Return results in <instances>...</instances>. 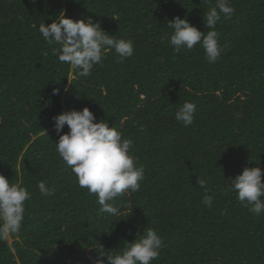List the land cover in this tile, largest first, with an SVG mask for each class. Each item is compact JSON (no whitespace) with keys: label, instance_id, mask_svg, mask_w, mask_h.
Listing matches in <instances>:
<instances>
[{"label":"trees","instance_id":"obj_1","mask_svg":"<svg viewBox=\"0 0 264 264\" xmlns=\"http://www.w3.org/2000/svg\"><path fill=\"white\" fill-rule=\"evenodd\" d=\"M215 3L0 0V174L31 193L20 230L0 237V264H90L101 247L118 251L149 227L165 244L152 264H264V213L249 212L227 182L245 167L264 172V0H230L215 63L199 44L175 53L167 42L166 20L206 33ZM62 13L132 40L133 56L118 62L110 51L78 76L38 31ZM186 101L196 105L189 127L175 120ZM83 107L131 139L145 169L140 191L113 202L118 216L98 211L55 150L68 128L58 134L52 117ZM197 178L208 181L211 207ZM41 181L52 196L40 194Z\"/></svg>","mask_w":264,"mask_h":264},{"label":"clouds","instance_id":"obj_2","mask_svg":"<svg viewBox=\"0 0 264 264\" xmlns=\"http://www.w3.org/2000/svg\"><path fill=\"white\" fill-rule=\"evenodd\" d=\"M234 8L230 0H216L203 16L206 33L191 25L187 19L173 17L167 21L171 33L167 42L175 53L190 52L200 45L209 63H215L221 56L223 47L219 43V32L216 30L221 15L231 19ZM43 40L48 44L59 45L53 48V55L62 64L69 65L78 76L91 75L94 66L103 63L105 55L113 51L118 62L132 57L134 45L132 40L116 38L104 30L91 17L73 20L63 13L38 26ZM53 95L59 94L58 88L52 89ZM196 105L184 102L175 113V120L182 126L193 124ZM54 129L59 134L67 126L68 131L59 135L55 150L66 167L76 177L77 185L86 189L89 195L96 197L98 211L111 216H118L120 209L113 203L121 196L136 193L141 189L145 179V169L138 158L130 151L133 141L123 137L106 120L96 122L94 113L88 108L70 110L52 117ZM260 167H245L242 172L227 181L229 190L236 194L238 202L256 215L264 213V180ZM197 184L204 189L202 203L211 207L213 196L207 195L208 181L197 178ZM42 196H52L54 189L41 181L37 185ZM31 193L22 186V181L10 183L0 174V237H6L20 230L25 213V202ZM165 246L163 237L154 228L143 229L132 242L118 251H95L90 256V264H152Z\"/></svg>","mask_w":264,"mask_h":264}]
</instances>
